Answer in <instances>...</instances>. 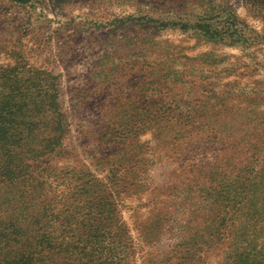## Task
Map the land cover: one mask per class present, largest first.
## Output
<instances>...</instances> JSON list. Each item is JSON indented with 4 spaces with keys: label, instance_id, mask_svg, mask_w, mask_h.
<instances>
[{
    "label": "rangeland",
    "instance_id": "rangeland-1",
    "mask_svg": "<svg viewBox=\"0 0 264 264\" xmlns=\"http://www.w3.org/2000/svg\"><path fill=\"white\" fill-rule=\"evenodd\" d=\"M33 114L64 150L0 221L46 204L61 264H264V0H0V137Z\"/></svg>",
    "mask_w": 264,
    "mask_h": 264
},
{
    "label": "trees",
    "instance_id": "trees-1",
    "mask_svg": "<svg viewBox=\"0 0 264 264\" xmlns=\"http://www.w3.org/2000/svg\"><path fill=\"white\" fill-rule=\"evenodd\" d=\"M7 81L11 85L17 86V79ZM49 87L46 88L44 93L46 95H49V93H51L50 95L54 94ZM15 91V89L10 90L12 97L19 95ZM51 112L50 107L44 113ZM59 115L63 116V114ZM40 119L42 118L35 117L34 114L28 119L27 125L23 127H28L29 133L18 132L12 133L11 136L8 134L0 137V186L8 184L17 189L18 185H23L22 197H24V189L34 192L37 191L39 185L38 176L34 174V171L40 169L39 165L34 164L30 168L28 162L38 163L45 156L59 154L60 151L64 150L61 148L69 132L68 128L65 127L64 132L59 135L41 137L40 135L31 134L29 126L38 123L36 120ZM47 122H53V119ZM57 123L64 125L60 120ZM18 126L21 127V124H18ZM72 173L73 168L66 171L67 175ZM29 180L31 182L27 183ZM14 196L19 197L18 194ZM9 202L11 209L14 211V216L10 215L6 222L0 221V264H61L58 257L60 253L59 232L55 228L46 230V225L51 228L60 221L59 214L51 213L46 204H44L43 211H38L30 210L29 206L30 202L33 205L32 201L17 202L13 199L11 202L10 197ZM63 218L67 221V224H71L73 216ZM43 226L45 227L43 228ZM67 228L69 232L70 229ZM71 249L70 240L66 244V250L69 252Z\"/></svg>",
    "mask_w": 264,
    "mask_h": 264
}]
</instances>
